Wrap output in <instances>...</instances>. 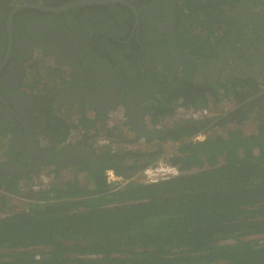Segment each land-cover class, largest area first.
<instances>
[{"label": "trees", "instance_id": "1", "mask_svg": "<svg viewBox=\"0 0 264 264\" xmlns=\"http://www.w3.org/2000/svg\"><path fill=\"white\" fill-rule=\"evenodd\" d=\"M4 4L10 0H0ZM175 8V41L189 57L175 86L161 67H144L134 78L133 93L141 94L142 79L152 86V95L142 99L152 130L142 119L140 135L155 149L104 150L95 168L79 161L41 172L49 163L42 162L20 176L9 173L13 161L6 163L9 170L0 171V264H264V0H179ZM36 65L32 78L52 69L50 60ZM42 87L31 94L35 124L55 145L75 130L90 133L104 118L92 106L82 115H56L52 93L45 102ZM181 105L223 113L211 121L176 118ZM248 122L256 133L242 131ZM200 133L205 140L193 141ZM172 143L179 145L172 163L187 174L111 191L105 171L134 176ZM16 198L25 200L18 211Z\"/></svg>", "mask_w": 264, "mask_h": 264}, {"label": "flooded vegetation", "instance_id": "2", "mask_svg": "<svg viewBox=\"0 0 264 264\" xmlns=\"http://www.w3.org/2000/svg\"><path fill=\"white\" fill-rule=\"evenodd\" d=\"M80 1L22 0L0 7V139L8 140L14 155V160L8 155L1 160L0 168L6 166L8 171L7 164L13 161L11 174H24L27 167L42 162H49L42 169L79 161L95 168L99 160L90 148L76 144L43 146L50 136L43 133L42 139H37L40 126L35 124L31 98L35 87L43 84L45 102L52 93L53 113L92 106L105 115L115 106H123L127 116L124 131L134 133L138 142L142 119L144 128L152 130L142 99L153 91L150 81L142 79L137 86L141 94L139 90L133 93L134 78L144 74V67H161L169 70L175 86L180 65L185 63L186 53L175 41V5L179 0L79 5ZM37 60H50L55 69L51 72L56 77L49 84L31 77ZM128 123L138 129L132 130Z\"/></svg>", "mask_w": 264, "mask_h": 264}, {"label": "built area", "instance_id": "3", "mask_svg": "<svg viewBox=\"0 0 264 264\" xmlns=\"http://www.w3.org/2000/svg\"><path fill=\"white\" fill-rule=\"evenodd\" d=\"M176 118H187L193 120H201L204 118L209 119L210 121L216 117V112L211 108H187L184 106H180L176 108ZM125 114L122 108H118L117 110H112L108 113V118L106 122V127L113 128L117 127V131L123 130L125 125ZM171 120H169L170 122ZM253 126L254 131L256 132V124L254 122L245 123ZM159 127V126H158ZM118 133V132H117ZM206 134L200 133L192 138L193 141H202L205 140ZM98 145L100 146H108L112 148V150L119 151L122 147L125 150H141V151H152L155 149V146L149 144L147 141H143L142 143L131 142V141H119L115 138L112 139H102L98 141ZM144 145V146H142ZM163 151L165 153L159 157L155 162L146 165L138 174L130 178H123V176L116 174L113 170L106 171L107 182L110 186H112L113 190L122 189L126 184L130 182H134L137 184L143 185H153L158 184L160 182L172 179L174 177L185 175L188 171L182 170L178 165H174L172 163V158L178 154L179 145L166 144L163 147ZM43 181H48V178H43ZM37 189V187H35ZM1 214V213H0Z\"/></svg>", "mask_w": 264, "mask_h": 264}, {"label": "clouds", "instance_id": "4", "mask_svg": "<svg viewBox=\"0 0 264 264\" xmlns=\"http://www.w3.org/2000/svg\"><path fill=\"white\" fill-rule=\"evenodd\" d=\"M51 70L52 69H45V70H43L42 71V74L39 76L38 75V80L39 81H41V82H44L45 84H49L50 82H51V80L52 79H54L55 77H56V75L55 74H53L52 72H51ZM49 72L52 74V76H50V74H49ZM31 77H32V74H31ZM28 81H30V79L28 80ZM47 87H49V86H47ZM43 88V87H42ZM44 93V92H43ZM56 99V98H55ZM54 103H55V100L51 103L52 104V109H53V111L55 110L54 108ZM118 108H122L123 109V111H124V114H125V119H126V121H127V116H126V112H125V109H124V107L123 106H115L114 108H112L111 110H109L105 115H104V118L103 117H101V119H96V125L93 127V129H92V131L90 132V133H84L83 131H81V130H75L71 135H70V137L68 138V140L66 141V143L65 144H67V143H71V144H76V146L77 145H79V144H81V145H84L85 147H87V148H90V151H91V153L92 154H99V152H101V151H104V150H111V151H113L112 150V148L111 147H109V145L108 146H100V145H98V141L99 140H102V139H112V138H115L116 140H119V141H131V142H133V140H134V142H135V139H133L134 138V136H133V134L132 133H127V132H125L124 131V129L123 130H119V131H117L116 129H115V127H113V128H107L106 127V124H104L103 122H106V120H107V118H108V113L110 112V111H112V110H117ZM197 109H199V108H197ZM213 110V109H212ZM215 112H216V116L217 115H219V114H221V113H223L221 110H218V109H216V110H214ZM82 109H78L77 107H75V108H73V109H71V110H64V109H61V110H58V111H55V114L56 115H59V116H66V115H72V116H78V114L80 113L81 115H82ZM94 115V112H91L90 113V116H93ZM126 121H125V125H126ZM125 125H124V127H125ZM245 124H243L242 126H240V128H242L243 126H244ZM40 126V122H37V124H36V127L38 128ZM83 127V126H82ZM84 128V127H83ZM156 128H157V126H156ZM159 128V127H158ZM87 129V128H86ZM243 131V130H242ZM119 133V135H118V133ZM244 132V131H243ZM43 131L41 130V131H39L38 132V130H37V139L38 140H41L42 139V135H43ZM245 133V132H244ZM254 133H256V132H252V133H250V134H254ZM245 134H248V133H245ZM250 134H248V135H250ZM89 136H92V138L90 139V140H88V141H86V138L87 137H89ZM145 137H140L139 138V141H138V143H142L145 139H144ZM2 139H4L6 142H7V144H8V140H6L5 138H2ZM1 140V139H0ZM51 141H54L53 139H52V137H47V139L44 141V143H43V146H53V148H57V147H61V146H64V145H55L54 143H52ZM146 141V140H145ZM7 147H8V149H4L5 150V152L7 153V155L8 156H12V153H11V148H10V145L8 146L7 145ZM4 160V159H3ZM1 161V160H0ZM41 170V168H39V171ZM108 171V170H107ZM41 172H42V170H41ZM40 172V173H41ZM35 173V172H34ZM34 173H27L28 175H32V174H34ZM105 174H106V171H105ZM25 176V175H24ZM122 176V175H121ZM180 176H183V175H180ZM180 176H177V177H180ZM35 177H36V179H38L39 181H41V182H44L43 181V178H48V181H49V177H46V176H43V175H41V174H36L35 175ZM123 178H125V179H127L128 177H124L123 176ZM130 178V177H129ZM174 178H176V177H174ZM48 181H46V182H48ZM21 187H22V185H21ZM112 187V186H111ZM33 189L36 191V192H40L42 189H40V188H38L37 187V189L35 188V187H33ZM116 190H118V189H116ZM122 190V189H121ZM111 191H115V190H113V188H111ZM17 199H20V198H16V200ZM23 200V199H22ZM14 202V201H13ZM12 202V203H13ZM24 202H25V200H24ZM14 204V203H13ZM15 205V204H14ZM25 205V204H24ZM23 205V206H24ZM17 209V207H16V205H15V207L13 208V210H15V211H18V210H16ZM20 210V209H19ZM1 215V214H0ZM5 216V215H4ZM263 236H256L255 238H262ZM254 238V239H255ZM229 242L230 243H232L233 241L232 240H229ZM38 249H40V248H38Z\"/></svg>", "mask_w": 264, "mask_h": 264}, {"label": "rangeland", "instance_id": "5", "mask_svg": "<svg viewBox=\"0 0 264 264\" xmlns=\"http://www.w3.org/2000/svg\"><path fill=\"white\" fill-rule=\"evenodd\" d=\"M20 1H22V0H16V2H15V0H10V5H14V4H16L17 2H20ZM27 74H30V73H27ZM223 108H224V103L221 105V109H223ZM241 129L245 133H248V134H250V133H252L254 131L253 126L250 125V124L244 125ZM7 145L8 144H7V142L4 139L0 140V160H3V159H5L7 157V153L4 150V149H6ZM142 146H144V145H142ZM121 149L125 150V149H123V147ZM13 203L17 207L16 210H19L25 204L24 200H22V199H17V200L15 199Z\"/></svg>", "mask_w": 264, "mask_h": 264}, {"label": "water", "instance_id": "6", "mask_svg": "<svg viewBox=\"0 0 264 264\" xmlns=\"http://www.w3.org/2000/svg\"><path fill=\"white\" fill-rule=\"evenodd\" d=\"M116 0H83L80 1L78 4H86V3H91V2H97V3H108V2H114ZM74 5V4H72ZM92 154V153H91ZM0 171H6V166H1ZM12 212H10L11 214ZM5 214H1L0 216L4 217Z\"/></svg>", "mask_w": 264, "mask_h": 264}, {"label": "bare ground", "instance_id": "7", "mask_svg": "<svg viewBox=\"0 0 264 264\" xmlns=\"http://www.w3.org/2000/svg\"><path fill=\"white\" fill-rule=\"evenodd\" d=\"M21 6H23V5H21ZM120 151V150H119Z\"/></svg>", "mask_w": 264, "mask_h": 264}]
</instances>
